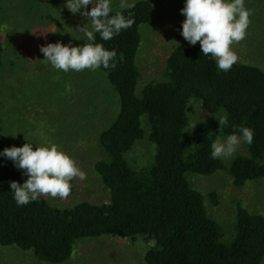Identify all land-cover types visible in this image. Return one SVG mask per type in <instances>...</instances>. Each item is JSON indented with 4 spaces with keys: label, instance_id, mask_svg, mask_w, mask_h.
<instances>
[{
    "label": "trees",
    "instance_id": "obj_1",
    "mask_svg": "<svg viewBox=\"0 0 264 264\" xmlns=\"http://www.w3.org/2000/svg\"><path fill=\"white\" fill-rule=\"evenodd\" d=\"M131 8L112 9L110 17L131 13L134 24L102 40L94 41L115 51L111 63L100 71L118 98L115 118L98 137L107 160L96 161L95 174L108 192L101 204L80 202L57 208L41 196L20 206L10 183L22 185L14 163L0 155V246L30 252L39 262L61 264L69 260L75 242L102 236L134 239L151 244L144 254L146 264H261L264 258V216L240 205L234 209L232 231L224 235L209 218L203 195L192 188L188 174L211 176L223 171L231 184L241 188L264 179V71L235 63L223 72L214 58L204 56L199 42H180L165 60V80L152 81L137 91L140 78L136 56L140 29L154 15L148 0H136ZM3 44L0 39V77ZM200 102L207 114L221 113L227 125L204 120L185 140L186 106ZM143 120L148 125L145 135ZM247 127L253 130L251 144L243 142L244 155L227 165L213 159L211 145L220 137ZM146 138L154 146L152 162L140 169L125 158L134 144ZM190 146V148H189ZM2 153V152H0ZM214 201V195L210 194Z\"/></svg>",
    "mask_w": 264,
    "mask_h": 264
},
{
    "label": "rangeland",
    "instance_id": "obj_2",
    "mask_svg": "<svg viewBox=\"0 0 264 264\" xmlns=\"http://www.w3.org/2000/svg\"><path fill=\"white\" fill-rule=\"evenodd\" d=\"M136 0H126L128 4ZM154 7L151 21L140 29L141 43L136 56L140 78L137 91L152 81L165 80V60L185 39L181 35L185 16L181 14L186 0H148ZM97 0H93V5ZM253 11L246 39L233 45L237 63L264 71V0H244ZM67 0H0V39L3 44V68L0 77V152L6 148L36 147L58 149L76 161L85 180L71 181L67 199L43 196L57 208H71L80 202L101 204L108 192L93 170L96 161L107 157L98 145L99 134L110 125L118 111V98L104 75L96 70L64 72L55 69L40 51L41 46L57 42L78 47L88 42L85 27L93 31L91 21L80 13L73 14ZM89 5L83 11H90ZM120 0H111L118 9ZM175 41V42H172ZM185 140L204 120L218 122L221 113L207 114L196 99L186 106ZM145 135L148 125L143 120ZM221 141L226 137H220ZM190 148V146H189ZM243 142L230 157L221 158L227 165L235 156L244 155ZM154 146L146 139L134 144L125 154L135 169L152 162ZM17 168V167H16ZM19 171L22 185L27 180ZM190 186L204 197L207 215L220 226L224 235L232 231L234 209L240 205L264 216V179L248 182L241 188L231 184L225 172L211 176L188 174ZM214 195V201L210 198ZM151 244L142 237L122 239L102 236L82 238L75 242L72 255L61 264H146L144 254ZM0 264H47L36 260L30 252L14 246H0ZM264 264V258L261 262Z\"/></svg>",
    "mask_w": 264,
    "mask_h": 264
},
{
    "label": "clouds",
    "instance_id": "obj_3",
    "mask_svg": "<svg viewBox=\"0 0 264 264\" xmlns=\"http://www.w3.org/2000/svg\"><path fill=\"white\" fill-rule=\"evenodd\" d=\"M93 0H67L66 7L73 13H80L91 21L93 31L79 28L85 32L89 41H94V32L99 33L102 40H111L121 30L134 24L131 13L125 17L121 12H112L111 0H97L90 11H83ZM121 9L131 8L126 0H120ZM181 14L185 16L181 35L190 44L199 42L204 56L215 59L217 67L223 72L229 71L238 62L239 57L233 50V45L240 43L247 36L253 11L245 8L244 0H186ZM175 42V41H172ZM176 43V42H175ZM45 60L58 70L76 72L85 69L96 70L103 66L115 68L111 63L116 52L106 50L102 44L86 43L82 47L65 46L59 42L41 46ZM228 118L222 117L219 124L227 125ZM221 141L219 138L211 145L213 159L232 156L242 142L251 144L254 132L247 127H240ZM0 155L11 160L14 165L23 170L28 177L23 185L11 182L10 188L18 205H27L41 196L67 199L71 195L72 184L76 178L85 180L86 174L80 170L76 161L53 144L50 147H36L25 143L23 147H11L3 150Z\"/></svg>",
    "mask_w": 264,
    "mask_h": 264
}]
</instances>
